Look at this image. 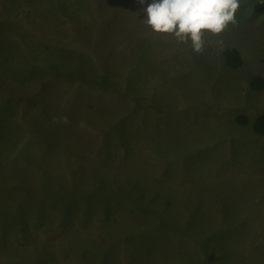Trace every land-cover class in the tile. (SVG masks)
<instances>
[{
    "label": "rangeland",
    "instance_id": "1",
    "mask_svg": "<svg viewBox=\"0 0 264 264\" xmlns=\"http://www.w3.org/2000/svg\"><path fill=\"white\" fill-rule=\"evenodd\" d=\"M257 1L196 53L138 0H0V264H264Z\"/></svg>",
    "mask_w": 264,
    "mask_h": 264
},
{
    "label": "clouds",
    "instance_id": "2",
    "mask_svg": "<svg viewBox=\"0 0 264 264\" xmlns=\"http://www.w3.org/2000/svg\"><path fill=\"white\" fill-rule=\"evenodd\" d=\"M145 25L154 33L191 43L202 53L206 33L221 34L235 24L239 0H138Z\"/></svg>",
    "mask_w": 264,
    "mask_h": 264
},
{
    "label": "trees",
    "instance_id": "3",
    "mask_svg": "<svg viewBox=\"0 0 264 264\" xmlns=\"http://www.w3.org/2000/svg\"><path fill=\"white\" fill-rule=\"evenodd\" d=\"M253 11L256 13H263L264 12V0L257 1L253 5ZM30 17V16H29ZM225 57L228 62V64L233 68H240L242 67V56L240 51L236 47H228L225 49ZM15 77H12L11 74H6L5 79H1L0 87L3 86V84L7 85V82L9 79H14ZM9 85V84H8ZM253 86L256 88H264V78L261 76H258L254 78L253 80ZM238 121H240L242 124H248L250 119L244 115L238 116ZM254 130L257 134L264 135V113L258 115L253 123Z\"/></svg>",
    "mask_w": 264,
    "mask_h": 264
},
{
    "label": "bare ground",
    "instance_id": "4",
    "mask_svg": "<svg viewBox=\"0 0 264 264\" xmlns=\"http://www.w3.org/2000/svg\"><path fill=\"white\" fill-rule=\"evenodd\" d=\"M95 251V250H94Z\"/></svg>",
    "mask_w": 264,
    "mask_h": 264
}]
</instances>
